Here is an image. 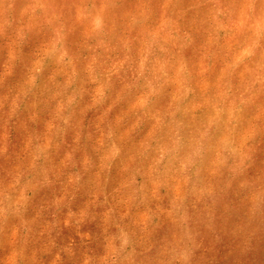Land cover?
<instances>
[{"label":"clouds","instance_id":"9594fccd","mask_svg":"<svg viewBox=\"0 0 264 264\" xmlns=\"http://www.w3.org/2000/svg\"><path fill=\"white\" fill-rule=\"evenodd\" d=\"M0 264H264V0H0Z\"/></svg>","mask_w":264,"mask_h":264}]
</instances>
